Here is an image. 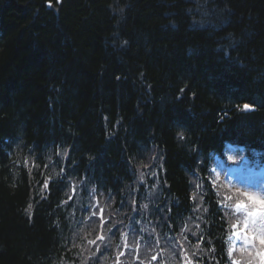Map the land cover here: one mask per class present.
I'll return each mask as SVG.
<instances>
[{"label": "trees", "instance_id": "16d2710c", "mask_svg": "<svg viewBox=\"0 0 264 264\" xmlns=\"http://www.w3.org/2000/svg\"><path fill=\"white\" fill-rule=\"evenodd\" d=\"M190 1L0 0V264H233L209 159L264 160V0ZM64 141L94 159L84 205L24 169Z\"/></svg>", "mask_w": 264, "mask_h": 264}, {"label": "bare ground", "instance_id": "6f19581e", "mask_svg": "<svg viewBox=\"0 0 264 264\" xmlns=\"http://www.w3.org/2000/svg\"><path fill=\"white\" fill-rule=\"evenodd\" d=\"M62 0H57V4H61ZM210 2H213L214 0H208ZM190 6L193 7V13H195L194 15H196V17L198 18L199 16H197V9L195 6L192 5V0L190 1ZM48 7H52L53 4L51 2H49V4H47ZM1 24V22H0ZM231 62L229 63L230 65L234 63V61L232 60L231 57H229L228 59H225V61ZM226 61V62H227ZM234 68V67H233ZM131 71L133 72V66H131ZM132 89H137L138 91L143 92V87L138 86H132ZM179 90H181L184 94L186 93L187 87L186 84L184 85H180L179 86ZM245 98L243 99L242 96H236L233 95V97H230V109L229 111L235 113L236 115H238L237 113H239L238 110H240L241 108H244V105H249L250 103L244 102ZM256 110V109H255ZM243 119V118H242ZM245 122V121H244ZM62 126L67 125V121H62L61 123ZM233 136V135H232ZM104 142L105 144H107L108 146L110 145L109 142L111 141H107L106 138H104ZM121 141H119V143H116V145L120 144ZM71 145V144H70ZM106 145V147H107ZM60 147H58V149L56 151L59 150L63 151V148H67L69 149V154L65 157H61L59 158L57 156V154L55 152H49V154L46 153H37V155L39 156V160H37L35 163L33 164H26L24 165V169L26 168L28 170V172L32 175V178H34V182H37L36 180V176L34 174V172L36 171H40L43 175H44V183L41 184V186H39L38 189L35 188V192H42V195L45 196H49L50 195V183L55 181L58 182L57 184V189H58V193H59V200L62 202L64 200L67 199V195L69 193H73L76 194L77 189H80L83 191V193H81L80 195H76L77 200L80 204L84 205L85 203L88 202L86 196L84 195V192H86L87 194H92L94 192L97 191L98 187H97V182L95 181L94 178V173H91V170L88 168L90 163L92 161H94V159H89L86 157L85 159H82L84 157L80 156L76 157L75 155H72L71 153V146L69 145H65V141L60 145ZM108 148V147H107ZM28 160L26 159V162ZM13 165H15L16 167H18L17 162L13 161V160H8L6 159L5 162V166L7 168H11V163ZM29 163V162H28ZM20 166V165H19ZM129 167H127L128 170ZM126 170V171H127ZM130 172V170H129ZM141 175L142 172L140 171ZM96 178H98V176H95ZM47 182V188L44 187L45 183ZM159 184V181H158ZM67 185V186H66ZM151 190V188H150ZM35 196V195H34ZM41 199H45L44 197H41ZM59 202V203H61ZM73 207H75V205H72ZM32 209V206H31Z\"/></svg>", "mask_w": 264, "mask_h": 264}, {"label": "rangeland", "instance_id": "374dc122", "mask_svg": "<svg viewBox=\"0 0 264 264\" xmlns=\"http://www.w3.org/2000/svg\"><path fill=\"white\" fill-rule=\"evenodd\" d=\"M218 177L225 179L226 176L224 173H222L220 170L217 171ZM234 178L231 177L229 178L228 181L233 182ZM235 186L241 188L244 192H246L249 196H251L254 200H256L259 203L264 202V185L260 184L258 185L257 183L254 182H249V181H244L242 179L238 180V182H234ZM258 209L257 211H259ZM256 211V212H257ZM259 218H262L261 211L257 212L256 215L252 218H250L251 223L256 224V222L259 220ZM255 227V226H253ZM248 237V241H245V236H243L242 240L247 244L251 245L252 244V238L246 234Z\"/></svg>", "mask_w": 264, "mask_h": 264}, {"label": "snow or ice", "instance_id": "6c2138e0", "mask_svg": "<svg viewBox=\"0 0 264 264\" xmlns=\"http://www.w3.org/2000/svg\"><path fill=\"white\" fill-rule=\"evenodd\" d=\"M244 108L247 110L249 108V105H244ZM47 186L48 185H47V182H46L45 185H44V187L47 188ZM249 199H251V198H249ZM252 206L255 207V203H253ZM236 208H237V210H240L241 208L248 209V206L247 205L240 204V203H237ZM101 211H103V210L101 209ZM246 214H247V216L249 218H252V217H254L256 215V213H254L253 211H251V209H248ZM261 215H264V211H262ZM233 227L235 228L236 226L234 225ZM244 227H245V229L248 228L247 222L245 223ZM243 235L245 236V241L246 242H249L246 233H243ZM98 238L99 239H103L102 236L101 237H98ZM252 239L253 240L254 239H259V243L262 246V248H261V251L258 254L262 258V264H264V225H261L260 234L258 236H254ZM90 243H94V241H90ZM229 255H231V250L229 251ZM233 264H238V262L234 261Z\"/></svg>", "mask_w": 264, "mask_h": 264}, {"label": "water", "instance_id": "95a60500", "mask_svg": "<svg viewBox=\"0 0 264 264\" xmlns=\"http://www.w3.org/2000/svg\"><path fill=\"white\" fill-rule=\"evenodd\" d=\"M49 4V3H48Z\"/></svg>", "mask_w": 264, "mask_h": 264}]
</instances>
